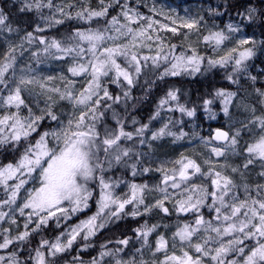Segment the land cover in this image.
Segmentation results:
<instances>
[{
  "label": "rangeland",
  "instance_id": "obj_1",
  "mask_svg": "<svg viewBox=\"0 0 264 264\" xmlns=\"http://www.w3.org/2000/svg\"><path fill=\"white\" fill-rule=\"evenodd\" d=\"M18 1L21 3V8L24 7L25 0ZM38 2L41 5L39 8L35 6L37 0H27V3L31 4L32 8L31 10L25 9L24 11H37L39 13L38 28L42 30L46 27L57 24L55 23L56 20L62 22L67 20L76 11L83 12L84 9L98 11L102 6L107 7L109 10L107 11V14H110L107 24H104V27L102 25L101 30L96 28L91 29L93 31L105 33V40L102 42L99 50L102 51L103 47H116L117 45H120L123 48L126 45L130 50V53L135 52L137 54L139 62L145 61L143 57H149V59H152L162 52L163 54L168 55V62L160 60L163 62L161 66H159L160 73H163L165 68L170 66L173 55H180L182 53L191 55L194 50L199 56L203 57L202 63L203 61H206L208 65L210 59L219 60L221 57L227 56L233 48L237 49L236 52L232 53L233 57L238 56L239 51H242L244 48L251 47L253 49L254 54L250 59L245 61L246 71L244 72L233 73L234 60H229L224 66L216 65L217 67H223L228 70L230 74H233V79L236 81V83L229 81L233 90H225L236 93V95L232 97L233 102L228 105L229 111L227 115L223 111V105L220 102V98H216V92L210 98L213 100V103L208 106L209 110L206 111L205 106H201L199 109H195V114L192 117H188L186 114L179 112L176 107V101L168 100L163 106H158L157 111L153 114L155 119H150V123L148 124L149 128L145 131L143 137L134 135L132 140L124 139L121 141L123 147L132 150L131 159L125 158L127 160L126 166L128 178H124V176L118 173L109 174L112 170L121 168V164H113L111 168H108L107 165H105L103 176L112 186L114 195L126 198L131 196L130 186L132 184L145 186L141 193L144 203L139 204L134 202V204H128L125 206L124 212L121 214L133 216L131 213L135 208L140 213L139 215H136L135 218H140L142 225L137 229H147L152 228L153 225L156 226L155 230L149 233L147 244L144 243L142 237L137 236L135 231L133 236L127 238L129 239V244L127 246L116 242L113 246L109 245L106 248H101L91 253L92 255L88 254L87 257H84L83 255L86 252H90L89 248L85 247V245L90 244L91 240H93L96 235L110 225V223L118 219L113 217L106 220L105 227L97 230L96 234L89 237L87 241L83 239V233L81 236L77 237L80 241L77 242L78 246L74 248V259L71 263L66 264H79V261L81 260L84 264H90L93 258L99 260L100 264H115V259L112 256L109 255L101 258L100 252L104 250L114 252L117 248H123L124 251L118 253L116 258H122L123 260L134 258L136 264H141V261H143V264H159L160 261L165 260L166 255L171 256L175 254L177 256H182L183 251H188L189 254L193 256L198 255L195 253L194 249L189 246L188 242L183 243L182 251L181 242L178 238L174 239L173 234L178 227H182L184 224H194L195 218L199 213L178 212L176 205L179 200L185 199L188 195H193L195 199V194L190 190L191 185H199L202 188L206 187L211 191L212 173H210L209 176L197 173L191 176L188 181L184 182L180 188L173 189L170 186L171 182H169V185L167 186L161 184L164 173L158 169L166 168L168 174L171 175L174 168H179V165H176L174 162L180 160L182 157H187L199 164L201 171L204 173H207L209 169L212 168L213 173L215 171H220L222 175L228 176L232 179L234 184L237 185V188L233 189V191L237 193L241 199L244 198V184L249 186L253 196L256 195L255 186L258 184H264V177L259 175L261 171H264V168H261L260 161L258 160L256 163L249 165L247 169H245L243 165L246 163L247 158L245 149L248 144L255 143L260 135V129L258 127H252L251 131L247 129L242 130L239 144L235 151H233L231 147L226 148L225 144H214L211 141L210 136L217 128L229 132L230 135L235 134L236 130L241 128L242 123H247L248 120L252 119V112L250 111L252 108H255L256 116L264 115V103H261L264 98L260 97L255 90L250 89L256 86H263V89L261 90L264 91V70L253 65L256 55L258 53L264 54V43L262 42V38L257 33H248L245 31L243 26H241L239 19L222 22L214 20L212 12L208 8L195 2L181 3L179 1L173 2L172 0H103V5H101V0H51L52 7H47L49 0H38ZM92 6L96 9H92ZM58 9H63V12L58 11ZM126 9H131V12L129 13L130 15L135 14L134 22H129L125 19L123 11ZM262 11L264 12V6ZM104 17L94 18L103 20ZM112 17H116L118 23L114 25L111 24ZM149 18L151 19V22H154L152 28H148V24L150 23ZM192 20L198 21L195 28L188 29L182 27L183 23ZM229 24L238 27L239 31L230 32L227 27ZM121 25H127V27L137 31L144 28L153 39H143L142 41L137 40L136 46L133 47L132 34H128L126 28L122 29L125 35H121L116 31ZM160 25H166L167 27L161 28ZM8 27H11L13 31L9 32ZM172 28H175L176 31H171L170 29ZM88 30V28H85L82 31L86 32ZM220 31L224 32L228 39L224 40L220 45H216L214 41L205 42V36L212 32ZM26 33L27 32L23 29L12 27L7 21L4 26H0V63L3 62L4 54L9 51L10 46L22 44L24 49L22 54L19 49L15 52L17 61L14 65V69H10L8 73L5 74L6 78H8V84H0V118L5 115L16 113L21 119H34L36 116L42 115L43 112L47 110L48 105L51 104V110L57 115L58 120L53 121L50 117L45 116V118L38 121L37 124L38 128L43 122H45L44 127L49 128L47 132L51 133L62 127H67L68 120L78 118L82 111L88 112L89 108H95L97 105L95 101L97 99L101 100L105 98V85L108 83H116L114 82L115 72H111L108 76H102L100 78L101 87L96 90L97 95L93 96L87 106L76 105L74 108L67 99L60 100L59 95L56 92L50 91V89L58 88L61 92H64L67 88L70 89L74 95L81 94L84 89L88 87V81L91 80V69L89 68L87 73H82L78 76H73L68 69L73 66L74 61L77 65L80 63L87 64V61L91 58V54L82 53L81 55L84 57L83 60H81L80 57H77L75 53L65 56L63 59H53L52 57H44L43 55H40V59L43 62L38 63L37 58L33 57L32 53H42L44 45L40 44L39 39H37L40 36L35 34H33L32 43L29 44L27 39H22V37L26 36ZM167 33H181L182 44L179 45V47L182 48L181 51L176 48H171L169 45L166 46V44L163 43L162 39ZM108 37H112V39H109ZM240 39H248L249 44L240 46ZM253 41L255 44L252 43ZM76 42L79 41L77 40ZM80 43L82 47L87 49L88 43L86 41ZM116 59L122 67L132 68V70L135 71V64H129L130 55L127 58L122 55L117 56ZM29 68L32 69L30 73L27 72ZM21 69H24L28 75L36 76L39 80L45 83L46 88H40L39 84L21 86L23 89L21 96L25 101V105H22L17 109L15 106L6 105L4 103V98L9 95L11 89L16 87L15 80H18L21 74ZM13 71L15 72V77H13ZM187 74L191 77L195 73ZM180 75L185 74L181 72ZM180 75H167L165 77L174 78ZM252 76L256 77L255 82L251 80L250 77ZM47 77H52V79L47 80ZM62 77H66L67 79H62ZM68 80L73 81V83L68 84ZM119 81L127 83L122 77ZM49 96L52 97L51 100L48 99ZM245 106H247L249 110H245ZM29 108L32 110L31 117L29 116ZM157 112H159L158 116H156ZM89 115H92V113H89ZM95 115L97 117L99 116L96 112ZM86 122L91 123L92 121L88 120ZM165 124H167L168 129L176 135H164L155 140L151 139L152 133L157 132ZM217 125H220V127H217ZM0 127L4 128L2 135H11L6 126L0 125ZM140 127L141 125L136 127L135 130ZM181 132L185 133V135L180 139H177L176 137L180 136ZM32 133L33 132H31V134ZM39 139L40 137L32 145H35ZM141 139H144V143H140ZM46 140L49 142V147H54L56 145V141L52 136L46 137ZM213 147L224 148V155L219 157L215 156L212 153ZM100 157L103 159V152L100 153ZM137 157H139V160H137ZM132 164H136L135 174H133V169L131 167ZM145 168H148L149 171L144 172L143 170ZM233 168H237L238 171L233 172ZM97 175L99 176L100 174L98 173ZM20 179H25L27 182L17 194L16 203L11 206L4 205L5 209L3 212L8 213L10 218L6 217L4 220H0L1 243L5 236L15 238L19 233L30 229L36 224L37 218L33 216L31 218L32 222L28 223V228L25 229V224L28 222V212L30 210L26 209L25 214L22 216L17 209L22 206L27 199L29 192L40 186L39 174L38 172H33L32 176L29 177L27 174L20 176L18 173L17 176L8 180L7 184L13 186L19 183ZM0 185L4 187V193L2 196L3 200H5L7 199L5 186L3 184ZM87 187L92 193L88 200V207H82L80 211L70 213L69 218L67 219L61 214H57V217L60 218L61 223L64 225L61 233H65V235L61 236L60 233L57 236L60 237L62 241L66 242V233L73 226L80 224L81 221L87 220L98 210L97 201L99 200L101 192L99 180L96 179L89 181ZM164 187H167V193L159 190ZM185 188H188L189 191L185 192ZM8 191H11V187H9ZM166 194L168 198L164 200V207L168 209V213H165L159 207H155L156 201L164 199ZM210 204H212V197L208 196L205 199V205L200 207V210H203L202 214L204 215V220L210 221L213 225L217 226L226 225L228 222L223 221L222 219L220 221L214 219L217 213L215 212L214 207L209 208L207 206ZM64 206L70 207L67 203H65ZM216 206L218 207L219 205L217 204ZM146 207L150 210L146 211ZM223 211L226 210L222 209V212ZM12 219L16 222L12 223ZM152 222L155 223L152 224ZM5 229L8 231L5 232ZM209 235L215 237V233L205 232L204 229L201 228V231L193 237L192 243H202L203 239ZM161 236L167 241V247L160 252H156V241ZM233 238L234 237H223L222 239L226 242L228 239ZM258 239L259 237L245 240L243 245L245 247L244 253H229L225 259L235 260L237 264H243L244 256L247 255L251 248L256 245ZM20 242L21 241L14 239L13 243L7 248L1 249L0 256H3L4 260L0 261V264H7L8 259L13 253H15V259L18 264H23L22 260L17 257L18 253L7 251L12 245ZM174 244L175 247H173ZM216 246H218V244L215 242H210L208 245V247L211 248ZM136 249H140V252H136ZM202 259L204 260V264H214L210 257H203Z\"/></svg>",
  "mask_w": 264,
  "mask_h": 264
},
{
  "label": "snow or ice",
  "instance_id": "obj_2",
  "mask_svg": "<svg viewBox=\"0 0 264 264\" xmlns=\"http://www.w3.org/2000/svg\"><path fill=\"white\" fill-rule=\"evenodd\" d=\"M101 5H103V0H101ZM37 8L41 7L38 0L35 5ZM47 7H52L51 0ZM32 5L27 3L25 0L24 7L21 11L25 9L31 10ZM58 11L63 12V9H58ZM108 8L101 7L100 10H88L84 9L83 12H78L76 15L80 19L91 20L94 17H104L107 15ZM131 9H126L123 11V15L129 22H134V15H130ZM87 13V16H85ZM252 10L249 11L248 18H252ZM7 17L0 12V26H4ZM148 28H152L151 19ZM55 23H62L60 20H56ZM111 24L118 23L116 17H112ZM198 21L192 20L190 22H185L182 27L193 29L197 26ZM161 28H166V25H160ZM228 30L230 32H237L239 28L229 24ZM127 29L128 34H132L133 47L136 46L137 40L148 39L151 40L153 37L147 33V30L141 28L140 30H134L127 25H121L116 31L121 35H125L122 29ZM171 31L175 32L176 29L172 28ZM8 31L12 32L13 29L8 27ZM37 31H42V29L37 28ZM112 39V37H108ZM22 39H27L28 43L31 44L33 40V33L27 32L25 37ZM40 44L44 45L42 53L38 54L33 52V57L37 58L38 63L43 61L40 59V55L44 57H52L53 59H63L65 56L75 53L77 57L81 60L84 57L82 53H90L91 58L87 61V64L80 63L76 64L73 62V66L69 67L68 71L73 76H78L82 73H87L89 68L91 69V80L88 81V87L79 95H74L70 89H65L61 92L58 88H52L50 91L56 92L59 95L60 100L67 99L75 108L76 105L87 106L88 102L92 100L93 96L97 95V89H100L101 83L100 78L102 76H108L111 72H115L114 82H118L122 77L129 85L133 83L131 73L120 63L117 62V56L128 57L130 55L129 64H135V72L137 74L141 71L140 62L138 56L135 52H131L125 45L123 48L120 45L116 47H103L101 48L102 42L105 40V33L99 31H93L89 29L88 31L77 30L73 36L68 39L73 41V43L65 46L61 41L52 39L50 42L43 37H38ZM228 37L224 32H212L204 37L205 42L214 41L216 45H220ZM79 42H76V41ZM87 42L88 47L85 49L81 46L80 42ZM255 44V42H252ZM249 44L248 39H240L239 45L243 46ZM174 48V46H173ZM21 50L23 53V45H12L8 52L4 54L3 62L0 63V84H8V78H6V73L10 69H14V65L17 61L15 52ZM54 50V51H53ZM237 49L233 48L229 54L225 57H221L219 60H209L208 64L211 66H224L229 60H234L233 73H240L246 71L245 61L252 57L253 49L251 47L244 48L239 51L238 56L233 57L232 53L236 52ZM62 54V55H61ZM144 60L149 59V57H143ZM153 63L156 64L158 60H163L168 62V55L159 54L153 57ZM203 57L199 56L194 50L191 55L180 54L173 55L170 62V66L166 67L164 72L161 73V78L167 75L177 76L181 72H188L189 74L196 73L200 71V65L202 63ZM32 71L31 68L27 70L28 73ZM13 77H15V72L13 71ZM231 82L236 83L233 76L230 74L227 77ZM253 82H255L256 77H250ZM47 80H51L52 77H47ZM62 79H67L62 77ZM16 87L9 91V95L4 98V103L9 106H15L17 109L20 106L25 105V101L21 96L22 87L32 84H39L40 88H46L45 83L39 80L36 76L26 74L24 69H21V74L18 80H15ZM73 81L68 80V84H72ZM256 92L260 97L264 98V91L256 89ZM128 93L125 92V96ZM216 98H220V102L223 105V111L228 114V105L231 104L232 97L236 93L228 92L225 90H218L216 92ZM104 97L112 99L109 95L107 89H104ZM49 100L52 99L51 96L48 97ZM119 100V97H116ZM168 100L176 101L177 95L175 91H169L167 97L160 101V105L163 106L168 102ZM96 104L100 103V100L95 101ZM213 103V100H204L205 110H209L208 106ZM264 103V100L261 101ZM177 110L182 114H186L188 117H192L195 114V109L186 108L182 104H177ZM52 105H48L47 110L43 112L42 115L36 116L34 119H21V117L13 113L12 115H5L0 118V125L7 127L11 135H4L0 137V143H6L9 140L20 141L21 138H27L31 132H35L37 128L38 121L45 118V116L50 117L51 120L57 121L58 117L51 110ZM245 110H249L245 106ZM95 108H89L88 112H81L78 118L69 119L67 127H62L51 133L45 132L40 136V139L35 145L29 146L25 149L24 154L21 156L20 160L15 164H7L3 168H0V184L5 186L7 199L0 200V205L11 206L16 203L17 194L20 189L27 182L25 179H20L19 183L9 186L7 181L17 176L31 177L33 172H38L40 186L31 190L24 201L22 206L17 210L23 216L25 210H30L28 212V222L25 224V229L28 228V223L32 222V217H36V228L32 229V232L37 231L41 225H46L48 220L56 217L57 214H61L65 219L69 218L70 213H76L83 208L88 207V200L92 193L89 191L87 184L91 180H99L100 185V197L97 201L98 210L97 212L89 217L85 221H81L80 224L73 226L67 233V240L62 241L60 237H57L55 242H50L48 240H42L39 247L35 249V257H32L34 264H55L54 260H49L47 257H56L58 253L65 252L67 249L71 248L73 243L77 240V237L81 236L83 233V239L87 241L89 237L96 234V231L105 227V221L113 217L119 218L120 214L124 212L125 206L128 204H134L137 202L143 204L144 200L141 195L142 190L145 186H138L132 184L131 196L122 198L114 195L112 191V186L105 180L103 172L105 171V165L111 168L113 164H126L127 160L125 158L131 159L132 150L127 147H123L121 141L132 140L134 135L143 137L145 131L149 128L148 124L141 125L140 128L135 130V133L128 132L124 130L123 121H121L117 116L114 115L116 123L119 126L116 129H110L105 127L103 133H101L97 128L98 117L95 115ZM252 112V119L248 120L247 123H242L241 128L237 129L235 134L230 135L227 131H222L217 129L215 136L211 139L216 141H224L225 147H231L233 151L236 150L239 144V138L242 130L251 131L252 127H258L260 129V135L255 143L248 144L245 152L247 153L246 163L243 165L245 169L258 161H260L261 168H264V115L256 116L255 108L250 109ZM92 113V115H89ZM32 110L29 108V116L31 117ZM102 115V114H101ZM159 112L156 113V116ZM155 119V116L152 117ZM91 120L92 123H87L86 121ZM4 132V128L0 127V133ZM170 135L175 136L176 134L168 129V125L165 124L157 132H153L151 139L155 140L161 136ZM185 133L181 132L177 139L183 137ZM52 136L56 141L54 147H49V142L46 137ZM140 143H144V139L140 140ZM224 148L213 147L212 153L219 157L224 155ZM103 152L104 157L101 159L100 153ZM139 160V157H137ZM179 165V168H174L172 174H168L166 168L158 169L164 173L163 179L161 181L164 185H169L173 189H178L181 185L188 181L191 176L199 173L204 176H211V191L206 187H201L199 185H191V192L195 194V199L193 195H188L185 199H181L177 202V211L182 213L196 212L199 213L200 207L205 205V199L208 196L212 197V204L207 205L209 208H215L217 215L214 217L216 221H226V225H213L210 221H205L202 215H197L194 224H184L182 227H178L176 232L173 234L174 239L178 238L181 242V250L183 251V243L188 242L189 246L194 249L195 253L198 255H190L188 251H183L182 256H177L175 254L165 256V260L160 261L159 264H204L203 257H210L214 264H237L235 260H226L225 257L229 253L238 252L244 253L245 247L244 241L247 239H255L259 237L256 245L251 248L250 252L244 256L243 264H264V184H258L255 186L256 195L251 194V190L247 184L243 185L244 198L241 199L233 189L237 188L233 180L228 176L222 175L220 171H215L210 168L207 173L201 171V167L194 160L188 159L187 157H182L180 160L174 162ZM207 163V161H206ZM133 169V174L136 171V164L131 165ZM191 170V171H190ZM144 172H148L149 169L145 168ZM233 172L238 171L237 168L232 169ZM100 174L99 176L97 174ZM261 177H264V171L259 173ZM178 178V179H177ZM11 187V191H8ZM161 192L167 193V187L160 188ZM185 192L189 191L188 188L184 189ZM168 198L167 194L164 199L157 200L155 207L161 208L165 213H168V209L164 207V200ZM230 198V199H229ZM67 203L70 207H65ZM219 205L218 207L216 205ZM114 207V210H113ZM222 209L226 210L222 212ZM107 210V211H106ZM146 211L150 210L148 207ZM140 213L134 208L131 215L136 216ZM9 217L8 213L0 211V220H4ZM10 218V217H9ZM16 221L12 219V223ZM155 225L152 228L147 229H136L138 237H142L144 243L147 244L149 233L155 230ZM201 228L205 232L215 233V237L209 235L203 239V242L192 243V239L197 235ZM5 232L8 230L5 229ZM239 234V235H236ZM30 232L25 230L19 233L15 238H9L5 236L3 242L0 243V249L7 248L13 243V240L25 241L28 239ZM65 233H61L64 236ZM223 237H234L233 239H228L226 242L222 239ZM243 237V238H241ZM210 242H215L218 246L211 248L208 247ZM118 244L127 246L129 244V239H122L117 241ZM88 245H85L87 247ZM102 248L105 246L102 245ZM167 247V241L163 236L159 237L156 241L155 251L160 252ZM175 247V244L173 245ZM47 249V253L42 251V249ZM123 248H117L114 252L109 250H104L100 252V257L112 256L115 259V264H136L135 259L123 260L122 258H116L118 253L123 252ZM136 252H140V249H136ZM4 260L3 256H0V261ZM7 264H18L15 259V253H13L7 261ZM79 264H84L81 260ZM90 264H100V261L93 258ZM143 264V261H141Z\"/></svg>",
  "mask_w": 264,
  "mask_h": 264
},
{
  "label": "trees",
  "instance_id": "obj_3",
  "mask_svg": "<svg viewBox=\"0 0 264 264\" xmlns=\"http://www.w3.org/2000/svg\"><path fill=\"white\" fill-rule=\"evenodd\" d=\"M179 2H195L201 6L208 8L212 12L213 19L222 22L227 20L239 19L241 26L248 33H257L262 38L264 43V0H172ZM21 3L18 0H0V12L7 17V23L16 29H23L25 32H32L33 34L51 41L53 38L61 41L64 45L73 43L68 38L73 36L77 30H84L85 28L98 30L102 29V25L107 24L110 14H107L103 20L92 18L80 19L76 11L67 20L59 24H54L46 27L42 31H37L38 15L37 11L26 12L21 11ZM92 9H96L92 6ZM252 10V18L249 19V11ZM109 11V10H108ZM87 16V13H85ZM163 43L166 46L179 49L182 44L181 33L165 34ZM163 62L158 60L156 64L153 59H147L140 62L141 71L137 74L132 68H126L132 75L133 83L129 85L124 82L108 83L106 89L112 99L107 97L100 100L96 105L95 112L100 118L97 122L98 130L103 133L104 128L116 129L119 126L114 119V115L123 121V127L127 131L135 132V128L149 124L153 114L157 111L160 101L165 99L169 91H175L177 95V104H182L186 108L199 109L204 106V100L210 99L218 90H233L227 78L230 73L223 67L207 65L206 61L200 66V71L189 77L188 72H183L185 75H180L174 78H161L159 66ZM253 65L264 70V54L258 53L254 58ZM233 76V74H231ZM252 90L263 89V86H256L250 88ZM125 92L128 93L125 96ZM119 97V100H116ZM102 114V115H101ZM92 123V122H91ZM43 122L36 131L27 138H21L20 141L9 140L6 143H0V168L7 164H16L25 149L31 146L43 133L47 132L49 128L44 127ZM220 127V125H217ZM0 133V137H2ZM118 173L124 178H128L126 164H121V168H116L109 172V174ZM117 178V177H116ZM4 187L0 185V200H3ZM4 205H0V211H4ZM155 222H152L154 224ZM140 218L121 214L120 217L110 223L98 235H96L87 247L90 252H86L83 256L92 255L96 250L101 249L102 245L108 247L113 246L117 241L127 239L135 233L138 227H141ZM36 228L33 225L28 231L30 235L27 240L18 244L12 245L9 252H16L23 264H34L32 257L35 256V249L39 247L42 240L54 242L57 236L61 233L64 225L61 223L59 217H53L48 220L46 225L32 232ZM0 235V243H1ZM78 238L71 248L65 252L58 253L56 257H47V259L54 260L55 264L71 263L74 259V248H76ZM85 245V243H84ZM116 247V246H114ZM47 253V249H42ZM1 253V249H0Z\"/></svg>",
  "mask_w": 264,
  "mask_h": 264
},
{
  "label": "water",
  "instance_id": "obj_4",
  "mask_svg": "<svg viewBox=\"0 0 264 264\" xmlns=\"http://www.w3.org/2000/svg\"><path fill=\"white\" fill-rule=\"evenodd\" d=\"M216 130H217V129H216ZM216 130L213 131V133H212L211 136H210V139H211L212 137L215 136ZM219 130L225 131V130H223V129H219ZM211 141H212L214 144H219V145H224V144H225L224 141H216V140H213V139H211ZM161 181H162V180H161Z\"/></svg>",
  "mask_w": 264,
  "mask_h": 264
},
{
  "label": "flooded vegetation",
  "instance_id": "obj_5",
  "mask_svg": "<svg viewBox=\"0 0 264 264\" xmlns=\"http://www.w3.org/2000/svg\"><path fill=\"white\" fill-rule=\"evenodd\" d=\"M161 184H162V183H161ZM162 185H164V184H162ZM202 213H203V210H200L199 215H202L203 218H204V215H203Z\"/></svg>",
  "mask_w": 264,
  "mask_h": 264
},
{
  "label": "bare ground",
  "instance_id": "obj_6",
  "mask_svg": "<svg viewBox=\"0 0 264 264\" xmlns=\"http://www.w3.org/2000/svg\"><path fill=\"white\" fill-rule=\"evenodd\" d=\"M217 129H220V128H217Z\"/></svg>",
  "mask_w": 264,
  "mask_h": 264
}]
</instances>
